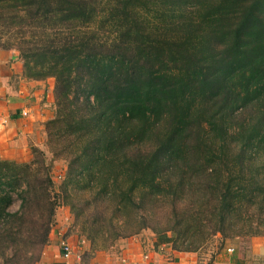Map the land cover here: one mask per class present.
<instances>
[{
  "label": "trees",
  "instance_id": "16d2710c",
  "mask_svg": "<svg viewBox=\"0 0 264 264\" xmlns=\"http://www.w3.org/2000/svg\"><path fill=\"white\" fill-rule=\"evenodd\" d=\"M0 47L55 82L52 157L0 159V264H38L60 206L84 261L264 236V0H0Z\"/></svg>",
  "mask_w": 264,
  "mask_h": 264
},
{
  "label": "crops",
  "instance_id": "0c3cea01",
  "mask_svg": "<svg viewBox=\"0 0 264 264\" xmlns=\"http://www.w3.org/2000/svg\"><path fill=\"white\" fill-rule=\"evenodd\" d=\"M54 84L53 78L27 79L19 52L0 47V159L27 160L30 145L43 144L45 122L54 115ZM68 210L66 206L59 208L57 223L38 264H119L124 258L136 264H253L256 257L264 256V236L252 238L246 248L236 245L234 253L223 248L212 258H206L197 251L183 252L157 245L155 234L144 231L120 239L112 250L97 251L88 263L81 258L89 249L83 242L74 246L73 255L66 261L61 254V240L71 225ZM68 240L75 242L74 235Z\"/></svg>",
  "mask_w": 264,
  "mask_h": 264
},
{
  "label": "rangeland",
  "instance_id": "374dc122",
  "mask_svg": "<svg viewBox=\"0 0 264 264\" xmlns=\"http://www.w3.org/2000/svg\"><path fill=\"white\" fill-rule=\"evenodd\" d=\"M55 99V98H54ZM54 113H55V101H54ZM54 116V115H53ZM44 135H45V140L43 142L42 145H30V157L29 159L27 160H23V161H20V162H27V161H30L33 157V154H32V147L33 146H39L43 149H45L48 153V156L49 157H52L51 153L48 151V147L46 145V131H45V128H44ZM66 170H67V162L63 159H59V160H55L53 162V172H52V175H53V179L56 183V187L58 189L60 183L62 182V180L64 179V176H65V173H66ZM19 207V202L16 203V205L14 206V209H18ZM60 207H63V206H60ZM59 207V208H60ZM68 207V206H66ZM58 208V210H59ZM69 209V207H68ZM58 210H57V213H58ZM70 212V223L72 225L73 221H74V216L73 214L71 213L70 209L68 210ZM66 219H67V216H66ZM57 223V215H56V222H55V225ZM70 225V227H71ZM55 227V226H54ZM144 231H150L152 233H154V231L152 229H145L143 230L142 232ZM141 232V233H142ZM155 234V233H154ZM74 235L75 237V242H71L73 246H78V244H84L83 242H86L88 246H90V240L87 239L86 235H83L82 234V231L80 230V228H77L76 230H74V233L72 234ZM135 236V235H134ZM132 237V236H131ZM155 237H156V234H155ZM260 237V236H259ZM129 238V237H128ZM254 238V237H253ZM252 238H235L233 240H228L226 241L225 245H224V248L227 250L229 247H234L236 249L237 246H242L243 248H246L247 246H249V243H251V240ZM119 241V240H118ZM117 243V242H116ZM116 243L112 246H109L108 248L106 249H102V250H97V251H109V250H112L115 248L116 246ZM236 243V244H235ZM239 243H241V245H239ZM221 244V238H220V235L216 236L214 239H212L210 242H208V244L204 245L203 247H201L199 249V251H197L200 255H202L203 257H206V258H212L215 254H217L219 251H221L223 248H220ZM237 245V246H236ZM75 248V247H74ZM97 251H94L92 252V255H90V257L88 259L85 260V263H88L91 261V257L94 256ZM81 258H82V254H81ZM84 261V260H83ZM121 261V260H120Z\"/></svg>",
  "mask_w": 264,
  "mask_h": 264
},
{
  "label": "built area",
  "instance_id": "2783aa9c",
  "mask_svg": "<svg viewBox=\"0 0 264 264\" xmlns=\"http://www.w3.org/2000/svg\"><path fill=\"white\" fill-rule=\"evenodd\" d=\"M61 254H62V257L64 258V260H68L74 253V246L72 245V243L67 239V238H64L61 240ZM235 248L234 247H229L227 249V251L229 253H234L235 252ZM145 258H148V256H145ZM119 264H136L134 262H131L129 261L128 259H122L120 261Z\"/></svg>",
  "mask_w": 264,
  "mask_h": 264
}]
</instances>
